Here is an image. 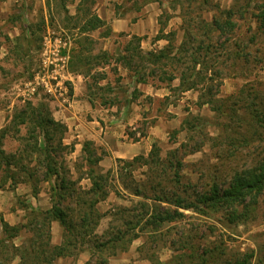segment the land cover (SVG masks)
I'll list each match as a JSON object with an SVG mask.
<instances>
[{
	"label": "trees",
	"instance_id": "trees-1",
	"mask_svg": "<svg viewBox=\"0 0 264 264\" xmlns=\"http://www.w3.org/2000/svg\"><path fill=\"white\" fill-rule=\"evenodd\" d=\"M58 1L64 9L67 0ZM172 2L174 4L170 7L178 9L181 17L182 36L178 44L175 32L164 33L162 26L155 39H166L165 46L144 52L140 46L142 37L131 35L120 60L136 83H149L150 77L167 82L170 89L178 92L199 89V104L209 105L220 116L217 118L224 115L222 117L227 120L220 124L221 137L210 136L203 124L198 133L203 141L194 140L193 146L181 143L179 149L189 147L188 153L200 151L204 140H209L210 147H215L217 155H220L224 151L221 144L226 142V151H230L229 155L235 159L239 148L233 144L242 141L247 145L249 140L253 141L256 126L264 122V97L256 91L246 92V97L251 95L254 100H248L241 107L247 112L245 120L236 116L235 109L239 102L244 103L245 95L224 100L216 95L223 68L243 73L249 67L263 63L264 44L255 49L250 47L264 35V2L254 9L253 25L250 22L245 31L248 36L242 37L237 34L240 26L234 18L238 13L243 14L239 6L237 9L234 6L221 8L212 0ZM94 3L95 0H78L75 14L68 16L75 21L74 28L80 35L75 42L76 48L70 54L69 69L83 76L89 75L94 63L108 60L109 56L106 51L92 54L94 40L87 33L108 27V23L93 11ZM46 4L49 5L48 0ZM64 11L68 15V11ZM206 11L214 12L209 21L203 15ZM111 32V28H107L105 36ZM92 78L93 82L97 79L95 76ZM174 80H178L176 87L171 86ZM92 85L86 83L87 89L91 90ZM244 90L242 88L240 94L245 93ZM236 118L244 120L242 124L252 131L250 138L231 129ZM10 123L12 136L20 144L15 152L7 153L2 140L9 127L0 129V169H4L5 178L10 179L13 186L19 183L30 185L34 198L41 183H47L50 206L42 209L22 204L26 211L25 222L15 225L9 224L0 213V264H12L15 259H18L17 264H54L59 258L76 257L83 252L88 254L84 264H108L109 258L119 251H126L141 236L146 235L153 245L164 239L165 243L168 231L162 227L183 219L185 214L181 210L201 215L220 214L228 223L239 225L253 219L264 200V154L249 166L233 169L228 181L220 183L213 179L199 186L182 180L179 172L181 160H176L178 149L162 157L158 143L153 142L146 156L118 158L114 169L103 172L99 161L104 152H98L93 142L84 141L81 150L86 168L76 165L78 174L74 177L65 159L74 150V145L64 144L67 126L53 117L48 103L25 101L22 107L14 110ZM181 125L186 130L197 127L187 118ZM22 126L24 135H20ZM142 166L146 168L142 172L144 178L138 179L135 171ZM82 169L85 170L81 174L79 171ZM84 178L89 181L88 187L80 184ZM111 181L136 199H130L129 205L116 204L109 211L100 212L97 205L106 200L110 192L120 195L117 188H110ZM5 183L6 179L2 180L0 188ZM105 216L109 217L108 224L98 233L97 228ZM53 222L62 229L58 243L52 242ZM181 232L179 237L173 236L169 241L172 247L177 245L174 251L178 253L163 263L150 255L151 264H252L253 250L235 249L230 252L226 247H201L192 243L193 238L189 234ZM17 238H22L19 244L13 242ZM259 253L257 261L264 264V246Z\"/></svg>",
	"mask_w": 264,
	"mask_h": 264
},
{
	"label": "rangeland",
	"instance_id": "rangeland-1",
	"mask_svg": "<svg viewBox=\"0 0 264 264\" xmlns=\"http://www.w3.org/2000/svg\"><path fill=\"white\" fill-rule=\"evenodd\" d=\"M48 1L49 5L46 4L47 0H43V3L42 0H18L11 6L9 10L10 23L22 31L20 38L26 44L25 47L23 45L19 47L15 44L7 45L6 43L8 42L3 40V35L0 33V42H3L6 45L5 47H7L6 55L2 56L0 52V89L2 93V96H0V107L5 110L6 115L3 127H9V132L2 140V147L7 153L15 152L20 144L12 136L10 120L14 110L22 107L27 100L33 103L45 102L50 104L51 100L55 99L40 89L32 95H27L24 92L25 87H27L25 84L33 80L34 74L39 69L42 61V48L45 37L47 36L51 40L56 37L70 39V44L65 47L66 50L61 51L63 54L68 53L69 56L66 65L68 74L65 76L67 80L65 82L67 93L57 100H62L64 103H67L72 94L73 85L71 75L73 72L69 69V59L70 54H72V49L76 48L75 42L80 35L77 29L74 28L75 21L68 19V16L73 15V12L75 14L78 0H74V2L67 0L64 9L58 0ZM147 1L120 0V4L115 6L116 11L122 14L126 11L136 10L141 3H146ZM156 1L159 2L161 8L157 18V29L159 30L160 27L164 26V33L174 31L176 37L175 42L178 44L182 36L180 11L170 7L174 4L172 0ZM212 2L218 3L221 8H231L234 6V9H237L236 6H239V8L243 9V14L238 13L234 16L240 26L237 34L242 37L248 36V33H245V31L250 22L252 24V13L264 0H212ZM64 10L68 11V15H66ZM213 13V11L204 12V18L209 21ZM142 15L143 13L140 12L138 18H142ZM107 28H111L110 24H108V27H103L87 34L94 40L92 54L106 51L109 56L108 60L106 58L105 61L101 60L90 67L91 71L86 76L85 92L87 98L92 100V103L94 101L93 106L97 105V108L100 107L98 105L99 103L105 106L109 104L124 105L126 107H130L131 104L139 106L135 111L139 112L140 116L137 119L134 117L132 120H126V126L124 125L123 127L129 145L142 137H148L147 140L144 139L143 141L144 152L137 155L146 156L153 142L158 143L162 157H166L168 152L178 149L176 160H181L179 172L182 174V180L202 186L213 179L220 183L228 181L227 177L233 169L249 166L264 154V122L260 126H256L257 133L253 135V141L249 140L247 145L241 143L242 141L233 144L239 148L235 159L229 155L230 151H226L228 147H226V142H224V145L221 144V148L224 151L220 155H217L218 150L215 147H210L209 140H204L205 143L200 151L188 153L186 150L189 147L179 149L181 143H187V146H193L194 140H198V142L203 141V139L198 137V133L201 131L203 124L210 136H220L222 132V126L220 124H223L227 119L222 117L224 115L221 118H217L220 116L216 115L209 105L199 104V89L185 91V93L178 92L175 89H170L167 82H159L156 78L152 79L150 77L148 78L149 83L147 84L162 89L158 91V96L144 95L138 89H134L133 83L130 81L131 72L124 67L120 60L124 54V47L130 37L124 31L111 32L110 35L105 36ZM102 36L108 38L102 39L100 38ZM141 37L146 40L148 39V34H144ZM152 39L153 37L148 40ZM56 44L58 45L57 42ZM160 44L161 47L159 48L165 46L167 44L166 39L161 41ZM262 44H264V35L258 37L256 44L250 48L255 49L256 46ZM144 46L142 48L144 52L159 49L157 47L158 44L152 49H148L147 45ZM5 51L3 50V52ZM120 72H125V75H127L122 77ZM222 72L223 78L220 81L221 84L216 95L217 98L223 100L230 96L236 98L250 91H256L264 97V61L258 67H249V70L243 73L241 71L234 72L231 68H223ZM92 76L97 78L96 81L93 82ZM86 83L93 84L91 90L87 89ZM177 85L178 80L172 81V87H176ZM242 88L245 89V93L240 94ZM165 93L166 95L163 96ZM159 95H162V97H159ZM243 100L244 103L239 102L235 106L236 116L246 120L247 112L241 109V107L243 104L245 106L248 100L254 99L251 95L248 97L245 95ZM50 109L53 115L52 107ZM129 110L130 108L128 111L125 109L128 113ZM110 113L114 112L109 111L108 114L110 115ZM194 117L198 118V120H193ZM96 118L98 117L96 116ZM186 118L190 122L195 123L197 127L191 130H186V127H182L181 124ZM86 119L88 121L93 120V113H88ZM234 120L231 129H234L236 132H243V134L250 138L252 131L248 130L242 124L244 120L240 121L237 118ZM24 134L25 128L22 126L20 135ZM40 140L42 141V138ZM84 141L82 138L80 141H77V139L66 134L63 140L66 145H74V150L65 156L74 177L78 174L75 172L76 165L77 167H85L82 159L84 154L81 150ZM97 147L98 152L102 151L104 154L107 153L104 146L98 145ZM132 157L121 159H131ZM116 160L117 158L112 162V165H114L112 166L113 168H108L103 165H99V167L103 172L108 169H114ZM173 161L175 162V159ZM145 169L144 166L137 169L135 176L138 179L144 178L142 172ZM84 170L82 169L79 173L82 174ZM5 176L6 172L4 169H0V183L6 179V183L0 188V213L9 224L15 225L25 222L24 217L26 211L22 206L24 203L42 209L50 206L49 186L47 183H41L40 191L37 197L34 198L31 194L30 185L19 183L13 186L11 180L5 178ZM80 184L83 187H88L89 181L84 178ZM113 187L120 191V195L110 192L106 200L98 203L97 207L100 212H107L112 205L116 204L129 205L130 199L134 198L128 192L121 189L115 181H111L110 188L112 189ZM181 211L185 214L183 219L163 225L162 229L168 231V237L165 243L164 239L163 241H159L157 245H153L154 243L151 244L148 242L149 238H146V235L141 236L135 239L126 251H119L116 255L109 258L108 264H151L150 259H148L150 255H153L152 257L155 260L162 263L168 262L172 255L178 253L174 251L177 249V245L172 247L169 241L172 240L171 237L173 236L179 237V234H182L181 230L193 238L192 243L194 245L201 247H226L230 252L235 249L242 251L253 250L252 264H260L257 260L260 254L259 250H262L264 246V200L261 202L255 217L239 225L228 223L227 220L222 219L220 214L201 215L190 210ZM108 221V216L101 219L97 228L98 233H101L106 228ZM51 232L52 242L58 243L62 236V229L58 223L55 222V226H51ZM176 234L178 235L176 236ZM21 240L22 238H17L13 242L19 244ZM87 259L88 254L83 252L76 257L59 258L54 264H84ZM17 263L18 259H15L12 264Z\"/></svg>",
	"mask_w": 264,
	"mask_h": 264
},
{
	"label": "crops",
	"instance_id": "crops-1",
	"mask_svg": "<svg viewBox=\"0 0 264 264\" xmlns=\"http://www.w3.org/2000/svg\"><path fill=\"white\" fill-rule=\"evenodd\" d=\"M17 1L18 0H0V33L3 35V40L8 42L6 43L7 45L15 44L19 47L20 45L25 47L26 44H24L22 38H20L22 36V31L16 26H12L9 20V10ZM119 4L120 0H95L93 11L102 20L110 24L113 33L124 31L128 37L131 35L142 36L144 34H148V39L153 37L152 40L142 39L141 48L147 45L148 49H152L157 44L158 48L161 47L160 43L164 39H155L158 33L157 18L161 9L159 2L156 0H148L146 3H141L136 10L126 11L122 14L116 11L115 6ZM140 12L143 13L142 18H138ZM72 14H74V12ZM135 18L138 19L134 20ZM100 38L105 39L108 37L102 36ZM5 46L3 42H0V52L2 56L7 53V47ZM3 50L6 51L3 52ZM118 69L120 70V68ZM120 75L124 77L127 74L125 75V72H120ZM71 80L73 87L69 101L64 103L62 100L54 99L51 100L49 104L50 107H52L54 118L56 120L60 119V121L67 126L66 135L77 139V141H80L81 138L83 141H93L96 147L98 145L104 146L107 153L99 161V165L108 168L114 166L112 162L116 158H129L143 153V141L144 139L147 140L148 137H142L129 145L126 133L123 130L124 125L126 126V120H132L134 117L137 119L140 116L139 112L135 111L139 106L135 104H131L130 107L124 105L119 106L117 104L105 106L99 103L98 105L100 107L97 108V105L93 106L94 101L93 103L92 100L90 102V99L86 96V76L73 73L71 75ZM130 81L133 83L134 89H138L144 93V95H151L153 97L156 95L158 96V91L162 90L147 83H136L132 76L130 77ZM164 95H166V93L163 94V96ZM0 96H2L1 89ZM159 97H162V95H159ZM129 108L130 110L128 113L125 109L128 111ZM109 111L114 113H110L109 115ZM90 112L93 113L94 119L88 121L86 115ZM96 116L98 118H96ZM5 118V110L0 107V129L4 125ZM54 226L55 222L52 223V227Z\"/></svg>",
	"mask_w": 264,
	"mask_h": 264
},
{
	"label": "built area",
	"instance_id": "built-area-1",
	"mask_svg": "<svg viewBox=\"0 0 264 264\" xmlns=\"http://www.w3.org/2000/svg\"><path fill=\"white\" fill-rule=\"evenodd\" d=\"M69 44L70 39L66 37H56L53 40L48 36L45 37L39 69L34 74L33 80L25 84L27 87L24 92L27 95H32L40 89L53 98L60 99L67 93L65 76L68 74L66 65L69 56L68 53L63 54L61 51L66 50L65 47Z\"/></svg>",
	"mask_w": 264,
	"mask_h": 264
}]
</instances>
